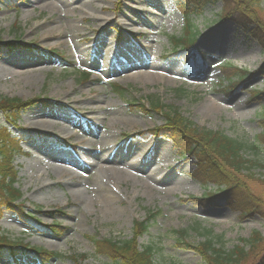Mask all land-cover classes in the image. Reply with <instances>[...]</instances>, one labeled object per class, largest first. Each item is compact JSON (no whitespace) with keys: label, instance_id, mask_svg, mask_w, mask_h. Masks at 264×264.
Masks as SVG:
<instances>
[{"label":"rangeland","instance_id":"374dc122","mask_svg":"<svg viewBox=\"0 0 264 264\" xmlns=\"http://www.w3.org/2000/svg\"><path fill=\"white\" fill-rule=\"evenodd\" d=\"M45 1L51 3V0ZM184 1L74 0V6L85 5L87 18L82 20L78 14L63 11L59 12V15L63 14L60 21L58 10L53 12V7L47 4L39 8L30 4L32 0H0V98L36 102L32 107L21 108L13 116L8 117L0 111V130H6L11 138L18 136V129L31 130L61 143L21 141L20 153L14 155L12 162L17 171L14 188L21 194L20 205L14 210L0 206L3 236L55 253L58 257L43 261L26 253L25 257L14 258L0 251V264H111L106 257L97 255L91 239L130 240L134 226L146 221L150 213L158 215L147 222V232L138 236L137 243L140 248H153L154 264H203L198 253L176 245V232L179 231L186 232L185 240L190 244L211 239L216 247L227 251L236 246L243 247L247 256L238 264H264V144L257 150L252 148L257 145V137L263 129L264 95L261 100H251L253 93L264 92V52L238 25L235 17L220 19V2L203 11L192 12L185 7ZM124 16H134L133 22H128ZM96 18H102L99 19L101 24L98 19L94 20ZM186 19L199 33L188 56L196 57L199 52L207 55L205 67L196 72L179 61L161 60L174 56L171 37L183 36ZM60 24L71 32L58 36L62 31ZM43 26L53 27L56 34L49 33L44 39L41 35ZM100 36L105 38L101 42L112 43V53L123 65L131 59L138 63L143 61L146 66L111 75L99 72L101 70L94 67L98 49L88 46ZM1 44L12 45L4 48ZM13 47L17 49L14 52ZM135 47L145 52L144 58ZM84 48L83 54L78 53ZM55 54H62L64 62ZM21 57L28 60L23 59L26 64L17 71L42 70L30 81L8 72L10 58ZM221 64L246 73L236 90H231L224 79ZM99 65L102 66L100 59ZM169 67L175 70L169 71ZM145 73L164 78L153 81L154 77H146ZM133 74L136 77H128ZM116 87L128 91L119 95L113 92ZM72 97L80 102L71 104L68 101ZM41 99L48 105L46 108H41ZM156 100L166 108H175L196 128L220 131L242 143L241 154L262 165L254 164L240 175L249 200L257 205L255 211L242 217L221 199L200 202L199 199L214 186L204 188L194 180V160L182 156L166 139L136 138V134L147 135L151 129L161 126L164 117L155 112L142 116L137 110H131L130 105L136 102L148 106V102ZM213 102L221 105V109L210 108L209 104ZM97 104L110 110L118 109L119 119L113 122L115 126L109 125L112 112L102 115L81 108V105L95 107ZM112 104L115 107L107 106ZM41 109L60 112L61 116L79 124L75 123L74 129L62 120L57 121L60 126H67V132L63 134L58 129L46 132L31 126L33 120L27 119L28 113ZM93 117L104 119L100 123ZM87 127L93 130L92 135L85 133ZM70 133L87 137V142L72 148L76 141L68 137ZM105 140L109 144L104 148L102 142ZM89 142L95 143L93 148L100 153L108 150L109 145L119 152L126 151L128 146L141 149L139 156L134 153L118 164L125 175L106 183V191L113 192L115 197L113 213L105 210L106 203L96 195L98 190L94 180L98 169L84 166L78 169L70 162L72 157L87 161ZM131 161H136L134 169L125 165ZM68 173H76L79 178ZM101 182L105 184L106 180ZM196 198L197 201H193ZM27 214L37 219L41 227L58 225L61 234L36 233L37 225L25 217ZM256 233L263 241L249 250V245L242 241L251 239Z\"/></svg>","mask_w":264,"mask_h":264},{"label":"trees","instance_id":"16d2710c","mask_svg":"<svg viewBox=\"0 0 264 264\" xmlns=\"http://www.w3.org/2000/svg\"><path fill=\"white\" fill-rule=\"evenodd\" d=\"M219 2L221 3L220 19L224 21L231 16L235 17L238 20V25L249 33L252 40L257 41L264 52V0L261 3H258L257 0H185L184 5L187 9H192V12H198ZM186 20L187 27L184 31L186 34L184 33L180 38L171 37V43L174 46V56L172 57L182 58L183 64L187 68L197 70L199 67L204 66L206 54L198 53L196 57H187V51L195 46L199 33L193 25L191 26L188 19ZM10 45L12 44L7 46H4V44L2 46L1 44L4 48ZM11 50L14 51L16 48L13 47ZM53 54L51 53V55ZM55 55L56 58L64 62V57L61 54ZM220 70L223 72L224 79L229 82L231 90H236L241 86L245 72L226 64H223ZM236 78L239 80L238 82L234 81ZM127 91L128 89L126 88H113V92L119 95ZM253 94L251 100L256 101L261 100L264 92ZM39 101L45 104L44 99ZM35 103L34 101L23 103L19 99L0 98V111L9 117L18 113L21 108ZM134 103L130 105L132 107L131 110H137L142 116H148L155 112L161 113L164 117V123L161 126L151 129L146 133L147 135L139 133L135 135L136 138L147 140L149 136H152L169 140L179 153L194 160V180L204 188L211 185L214 186L213 190L208 191L199 199L200 202H214L221 199V202L230 209L238 211L242 217L248 216L255 211L254 209L257 208V205L249 200L247 189L242 185L240 175L244 169H249L254 164L259 167H262V165L246 159L241 154L244 148L242 143L231 139L220 131L196 128L192 123L187 122L175 108H166L157 100L148 102V106L145 103ZM261 115L263 117V129L262 133L257 137V145L252 146L255 150L261 144H264V112ZM17 131L18 136L11 138L6 130H0V206L6 207L7 210H14L15 206L20 205L21 194L14 188L17 171L14 169L12 162L14 155L20 153L19 144H21V141L33 140L39 143L44 142V144L52 142L61 145V143L55 142L50 137L40 135L31 130L18 129ZM193 201H197V198L193 199ZM157 215L158 213H150L146 221L137 223L134 226L133 237L130 240L112 242L111 240L92 238L91 242L95 247V252L97 255L106 257L111 264H154L153 248L151 246L140 248L137 238L147 232V222L156 218ZM25 217L37 225L36 230L38 233L52 236L61 234L58 225L52 224L47 227H41L39 221L31 215L27 214ZM207 233L211 234V231L208 230ZM176 234L178 237L176 245L198 253L203 264H238L247 256L243 247L236 246L227 251L224 248L216 247L211 239L199 244H190L185 240V231H179ZM262 241L260 234L256 233L251 239L242 241V243L248 244L249 250H251L257 243H262ZM0 251L14 258L19 255L25 257L26 253L43 261L58 257L55 253L37 247H30L27 243L11 241L3 236L1 231Z\"/></svg>","mask_w":264,"mask_h":264},{"label":"bare ground","instance_id":"6f19581e","mask_svg":"<svg viewBox=\"0 0 264 264\" xmlns=\"http://www.w3.org/2000/svg\"><path fill=\"white\" fill-rule=\"evenodd\" d=\"M73 1L74 0H51V3L47 4L48 2L45 0H32V2L30 4L33 5V7H39V8H40V6H41V8L44 7L46 4L50 8L53 7V10H52L53 12L55 11V9L58 10L56 12L58 14L57 19L60 21L63 20V17H61V15H63V14L60 13V15H59V12H63V11L66 12V14L67 13L68 14H70V13L71 14H78V16L81 17L82 20L86 19L87 16L85 15V10H84L85 5L74 6V5H72ZM54 3H56L57 5L58 4H60V5L55 6ZM100 8H101V10L103 9V7H100ZM124 17L127 18L128 22H133L134 16H124ZM97 19L99 20L102 18H96L94 20H97ZM99 24H101L100 20H99ZM60 28H62L61 29L62 31L60 32V34L58 36H65V35H67L66 34L67 32H71L70 30H66V27L61 26V24L59 25V29ZM41 29H42L41 35L43 36L44 39L46 37H49V33L50 34H52V33L56 34V31L54 30L53 27L43 26ZM103 39L105 40V38L101 37V36L96 37V38H94V41L90 42V45L88 46V47H90V46L95 47L96 46V48L98 49V52H97L98 60L96 59V64L94 65V67L97 68V70H101L99 72H103L104 74L111 75V74L118 73L120 71L123 72L125 70L132 69V67L146 66V65H144L145 63L143 61H140L138 63L137 61H134L131 59L128 60L127 65H123V63H121L118 60V58H116L114 56V54L112 53V50H111L112 43L101 42ZM135 48H136V51H138V54H142V55H140V57L144 58L145 52H143V50L140 47H135ZM144 48H145V51L147 52L148 46L146 45V46H144ZM30 50H33V49H30ZM85 50H86V48H84L82 50L80 49V50H78V53L83 54ZM23 59L28 60V58H26V57H23V58L21 57V58H16V59L10 58V61H9L10 66L8 67V72L10 74H12L13 76L24 77L25 79L30 81L31 78L37 74L36 73L37 71H42V70H27V71H23V72L17 71V69L20 66L26 64V60H23ZM99 59H100V62L102 61V66L99 65ZM168 69H169V71L175 70L174 67H169ZM152 74L153 73L148 75L145 73L144 75L146 77H149V78L154 77L153 81H160L164 78V77L160 76L159 74H153V75ZM128 77L134 78L136 76H134V74H133L131 76L128 75ZM165 79L172 80L169 77H165ZM76 92H82V91H76ZM73 93H74V90L70 91L71 95ZM88 99L90 100L91 98H88ZM88 99L86 100V102L89 101ZM68 102H70L71 104H73V103L78 104L80 102V100H75V98L72 97V98H70V101H68ZM66 104H69V103H66ZM209 105H210V108H212V109H216V110L221 109V105L216 104L215 102H213ZM41 106H42L41 108H46V106H48V105L44 104ZM86 106H88V105H81V108H83V110H89V112H92V113L98 114V112H99L102 115H108L109 113L112 112V114H110V116L112 117V120H110L109 125H111V127L116 125L113 122H115L119 119L118 114L116 112L118 109H115V110L111 109L110 110L107 107L99 105V104L95 105V107H86ZM107 106L115 107L113 104L107 105ZM28 107H32V105H30ZM93 118L96 119V122H100V123H102V121L104 119L101 117L100 118L93 117ZM27 119L33 120V121H30L31 126L38 127L39 129H42L46 132L51 131L53 129H58V131L62 134L67 132V126L66 127L60 126L57 123V121L62 120L64 123L71 125L72 128H74L76 126V124L77 125L79 124V122H77V121L74 122L73 120H71V118L67 119V118L61 116L60 112L53 111V110L52 111H48V110L45 111L43 109H41L40 111H38V110L30 111L27 115ZM70 121H73V122L70 123ZM71 126H69V127H71ZM74 129H76V128H74ZM77 130H80V129H77ZM84 131L87 135H92L93 130L90 131L89 127H87ZM93 134H94V132H93ZM68 137L76 141L75 144H72V148H75V147H77V145H80L82 143L87 142V139H88L85 136L78 137V136H76V134H73V133H70L68 135ZM83 137H85V138H83ZM110 138L112 139V137H110ZM87 144L89 145V151L86 152V153H88V155L86 156L87 161L86 160L85 161L84 160L79 161L77 158L72 157L70 159V162L72 163V165H74L78 169H81L83 166L88 167L90 169L91 168H97L98 169L99 173H97V177L94 180V182H95L94 185L96 186V189L99 191L98 192L96 190L97 191L96 195H97V197H100V199H102V201H104L106 203L107 207H105V210H108L111 213H113L115 210H114V207H112V202H114L115 197L112 196L113 192L108 193V191H106V189L108 188L106 186V183L108 185L112 181V179H114L115 177L118 178L119 176L125 175V172L122 170V168L117 167L118 164H120L122 162V160L129 158V156H131L134 153H136L135 156H139L141 149H139V147H137V146H134V147L128 146L126 151L119 152V150L117 148H114V146L110 147V145H109L108 150H105L103 153H100L99 150L93 148L95 143L92 144L91 142H89ZM108 144H109L108 140H105L102 142V145L104 148L108 147ZM146 145L148 146L149 142H147ZM154 149H156V147H154ZM139 150H140V152H139ZM158 150H159V148L157 149V152H158ZM142 153H145V152H143V150H142ZM142 155L140 154V156H142ZM132 156H134V155H132ZM125 165L130 167V169H134V166L136 165V161H131L128 163L126 162ZM68 175H72V176L79 178L78 174H76V173L75 174L68 173ZM102 179L106 180L105 184H103L101 182ZM72 183H71V185H72ZM48 189H50V188H48ZM48 189H45V190H48ZM41 190H43V189H41ZM92 204H95V202H93ZM35 232L38 233L37 230H35ZM39 234H43V233H39Z\"/></svg>","mask_w":264,"mask_h":264}]
</instances>
